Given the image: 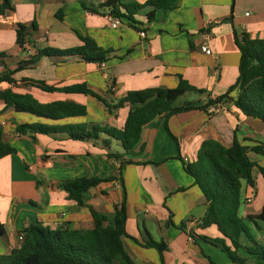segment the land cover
<instances>
[{
  "label": "crops",
  "instance_id": "0c3cea01",
  "mask_svg": "<svg viewBox=\"0 0 264 264\" xmlns=\"http://www.w3.org/2000/svg\"><path fill=\"white\" fill-rule=\"evenodd\" d=\"M104 1L6 0L8 8L0 13L3 70L14 69L35 48L81 46L79 36L89 38L101 50L111 51L104 67L78 56L42 57L34 66L12 76L17 87L0 83V89L28 93L42 103L67 101L87 110L86 117L52 122L11 109L3 111L0 101L3 140L16 150L0 158V223L4 229L0 254L18 248V236L31 224L90 230L94 224L89 208L111 215L124 200L123 244L135 264H231L219 249L198 238L221 235L215 226L200 227L207 202L184 172L183 164L192 163L201 143L208 139L228 147L235 135L248 147L264 144V123L244 116L234 107L236 89L206 111L191 110L166 121L155 118L141 131L135 152L139 147L143 151L137 155L125 153L115 140L105 146L100 141H74L65 133L31 137L15 134L14 127L34 122H96L122 128L130 106L123 104L109 110L107 105L118 103L129 91L174 88L180 79L206 93L184 94L176 106L186 102L201 105L207 95L210 99L222 96L238 77L240 53L234 34L264 38V0H176L173 10H156L150 22L144 15L150 9L136 14L133 18L138 29L122 21L117 29L111 28L105 18L108 10L100 8ZM119 1L125 4L146 0ZM81 4L96 8L97 13L87 12ZM33 21L37 25L29 37L33 51L27 53L16 44L15 30L17 24L29 25ZM203 42L209 45L211 55L201 52ZM28 81H43L57 88L85 83L104 103L84 94L47 93L23 86ZM101 139L107 137L102 135ZM108 153L122 157L116 160ZM249 157L264 166L261 156L249 153ZM126 160L133 163L120 171L121 161ZM252 176L254 185L243 184V188L245 197L252 194L253 199L241 205L240 215L254 238L264 243V177L256 167ZM79 177L111 180L84 192L83 205H78L61 183ZM150 239L166 244L162 260L155 249L145 246Z\"/></svg>",
  "mask_w": 264,
  "mask_h": 264
},
{
  "label": "trees",
  "instance_id": "16d2710c",
  "mask_svg": "<svg viewBox=\"0 0 264 264\" xmlns=\"http://www.w3.org/2000/svg\"><path fill=\"white\" fill-rule=\"evenodd\" d=\"M176 0H146L143 3H121L119 0H105L100 8H106L108 13L138 29L134 16L145 12L147 22L155 17L156 10H173ZM81 7L89 13H97L96 8ZM8 8L6 0H2L0 13ZM37 29L36 22L29 25L17 24L16 44L24 51L28 45L31 31ZM81 46L58 49L53 47L35 48L27 59L18 62L14 69H6L0 73V83L5 82L17 87L12 77L28 67L34 66L42 57H73L78 56L88 63H105L110 50H101L86 37L79 36ZM235 44L240 53L238 77L236 82L228 88L222 96L210 99L207 95L201 105L183 103L176 106L175 102L184 94L193 93L203 96L206 92L199 90L182 79L174 88H148L138 91H129L126 96L108 109H117L123 104L130 106L122 128L100 125L96 122L47 124L41 122L15 124L14 132L17 135L65 133L70 139L81 142L100 141L107 146L110 140L117 141L127 154L137 155L143 151L138 146L143 127L155 118L162 117L166 121L173 115L191 110L206 111L208 106H216L228 97L229 93L237 90L233 105L244 116L264 123V38H250L246 33L239 36L234 34ZM32 49V50H31ZM29 51V52H30ZM27 52V53H29ZM25 87H34L43 92L77 93L91 96L98 101L103 100L92 94L85 83L68 87L57 88L49 86L43 81L23 82ZM0 101L4 104L3 111L11 109L15 113H24L37 119L52 122L69 118L86 117L85 106L67 102L52 101L39 102L31 94L18 93L11 88L0 89ZM110 112V111H109ZM166 130L169 132L168 127ZM104 135L107 139H101ZM16 150L3 140L0 126V158L15 153ZM249 153L264 158V144L252 147L241 144L236 136L230 146L208 139L201 143L196 158L192 163L183 164L184 172L193 179V184L205 197L207 206L201 218L200 227L215 226L220 237L206 238L198 236L202 241L219 249L231 264H264V243H259L251 234L245 219L240 215L241 205L245 203V188L253 186L252 169L256 167L264 177V166H260L249 157ZM109 158L121 159L120 154L108 153ZM131 160L121 161L119 170L129 164ZM119 171V172H120ZM111 178L79 177L65 180L61 188L78 204L82 203V194ZM94 227L90 230H72L66 227L50 229L41 224H31L22 231V241L18 248L9 253L0 254V264H135L126 252L123 244L125 233V203L114 208L111 215L95 212L89 208ZM108 223V224H105ZM4 229L0 223V236ZM148 248H153L162 260L166 244L148 240Z\"/></svg>",
  "mask_w": 264,
  "mask_h": 264
},
{
  "label": "built area",
  "instance_id": "2783aa9c",
  "mask_svg": "<svg viewBox=\"0 0 264 264\" xmlns=\"http://www.w3.org/2000/svg\"><path fill=\"white\" fill-rule=\"evenodd\" d=\"M2 3V0H0V5ZM247 15V14H245ZM105 18L109 24V26L113 29H117L120 25H121V20L117 17H114V16H111V15H105ZM140 36L141 37H144V33L141 32L140 33ZM24 49L29 52L30 51V47L28 45H25L24 46ZM200 50L203 54L205 55H211L212 54V51L209 47V45L207 44V42H203L200 46ZM101 67H104V64L103 63H100L99 64ZM3 66L0 64V73L3 72ZM253 199V195L251 194L250 196L246 197L245 198V204H248L252 201ZM18 240L19 241H22V234L18 236ZM189 241H191V238H188Z\"/></svg>",
  "mask_w": 264,
  "mask_h": 264
},
{
  "label": "rangeland",
  "instance_id": "374dc122",
  "mask_svg": "<svg viewBox=\"0 0 264 264\" xmlns=\"http://www.w3.org/2000/svg\"><path fill=\"white\" fill-rule=\"evenodd\" d=\"M222 254V253H221Z\"/></svg>",
  "mask_w": 264,
  "mask_h": 264
}]
</instances>
